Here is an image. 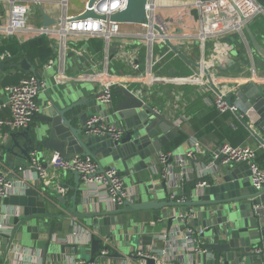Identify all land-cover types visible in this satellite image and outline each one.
<instances>
[{
	"label": "water",
	"instance_id": "1",
	"mask_svg": "<svg viewBox=\"0 0 264 264\" xmlns=\"http://www.w3.org/2000/svg\"><path fill=\"white\" fill-rule=\"evenodd\" d=\"M96 1L88 0L87 7H91ZM32 2L38 6V12L42 16V31L61 22L60 19H54L45 13L39 0ZM145 3L146 0H127L125 9L109 19L121 25L145 24ZM190 12L196 22L198 12L195 9ZM88 17L107 19L97 16L91 10L75 19L84 20ZM248 28L244 23L243 29L247 31L256 47ZM154 30L163 35L157 27H154ZM175 33L181 35L182 31L176 29ZM165 44L177 51L168 39H165ZM231 56H237L233 45L215 57L214 64L216 63L218 71L225 68L226 64H232ZM5 66L20 69L26 75L39 76L24 59L17 63H12L11 59L0 60V70ZM195 66L199 68L198 65ZM117 89L115 94L119 97L109 105V110L100 112L97 108L96 113L106 122L113 117L124 127V135L119 140L88 136L84 133V128L71 125L72 120H78L84 125L90 116L89 107L93 105V100L67 101L59 97L49 99L42 114L34 116L44 124V129L36 128L30 132V129L25 128L22 132L14 134L9 131L0 137V163L12 166L17 161L28 162L33 152L40 158L55 152L64 159L74 156L94 159L100 171L104 167L99 159L111 158L121 164L123 178L130 177L133 172L141 169L147 171L152 164V157L167 146L168 141L178 133L179 127L158 113L146 100L143 92L123 87ZM225 101L228 104L236 101L244 105L246 111L241 122L256 142L264 143V87L247 82L240 85L234 95L226 97ZM170 161L171 159L168 160ZM200 162L202 166L208 163ZM213 165L215 179L210 178V184L198 192L195 191L194 185L187 192L178 191L176 199H182V202L170 198L159 199L157 190L167 194L166 182L161 181V185H155L150 181H140L143 188L137 192V199L134 202L126 201L122 208L112 211L81 212L76 208L77 192L81 186L76 172L72 174L75 184L72 207L66 206L63 196L36 181L17 194L0 199V206L7 208L6 228L0 232L1 242L6 246L7 252L16 241L21 244L30 243L32 246L41 243L43 260L46 262L50 256H65L67 251L77 256L81 254V247L73 237L69 238L64 233L65 224L68 222L76 221L96 234L108 235L100 233V230L111 229L120 223L126 226L131 221L139 227L143 216H149L154 224L158 221L165 223L169 232L173 226L180 224V221L175 219L176 216L192 212L194 216L187 225L202 229L199 237L203 241L205 252L202 255L192 253L190 264H264L262 255L252 252L256 247L264 251V208L261 207L264 204V188L257 192L251 186L250 180H246L250 175L246 164L222 166L218 157ZM52 205H58L62 211L71 215H50L48 207ZM53 218L58 219L56 227H50L47 222ZM181 230H184L183 226ZM144 234L146 233H140V230L136 233L134 227L131 239L141 243L142 236H146ZM90 240V250L84 254L89 256V261L92 262L100 249V240L96 236ZM145 264L156 263L149 259Z\"/></svg>",
	"mask_w": 264,
	"mask_h": 264
},
{
	"label": "crops",
	"instance_id": "2",
	"mask_svg": "<svg viewBox=\"0 0 264 264\" xmlns=\"http://www.w3.org/2000/svg\"><path fill=\"white\" fill-rule=\"evenodd\" d=\"M23 2L31 3L30 0H21ZM40 1V0H39ZM66 1V15H76L80 13L85 4H82L80 8H73L71 13H68V0ZM51 2V1H50ZM48 0H41V6L45 3H50ZM62 0H54V3L58 4L61 13L57 10L50 9L44 12L53 17L54 19H62L64 10L61 4ZM247 5L248 2L246 1ZM35 4V3H34ZM178 4V9L181 7V3ZM8 4L0 2V13H4L8 9ZM187 21L185 18H183ZM258 20H253L248 23V29L250 30L256 47L253 45L251 38L247 31L243 29V37L239 35L235 44L230 40H223V44L233 45L236 57L231 56L232 64H226L225 68L221 71L217 70L215 66L210 68L209 74L214 76V83L216 86L224 88H236L242 85L243 81H252L254 74L252 68L255 70V78L259 76L264 77V24L260 25ZM264 21V20H263ZM264 23V22H263ZM27 25L30 28L41 29L42 16L37 12L30 18L28 16ZM197 24L188 22V24L181 25H169V29L173 32L176 29H181L182 34L174 33L172 38V45L176 48L177 52L168 53L164 59L159 60V55H162L161 50L154 47L153 61L156 62L155 66L151 70V76L157 79L175 78L179 81H170L165 83H155L151 81L149 76H146V63H145V47L143 41H139L131 34L143 33L141 27L134 25H125L120 28L121 36L116 37L111 41L108 51L105 50L104 42L98 38H74L70 37L59 40L57 37L51 35L46 36V49L50 55L46 62H41L39 58L24 52L26 43L33 38L39 37V35H29L26 33L14 34L13 37H6L0 34V60L11 59L12 63L24 59L29 66L34 68L35 72H38L39 77L45 81L44 90H40L37 96V104L39 112L37 115H41L43 109L48 105L49 99L63 98L67 101H76L78 99H91L93 105L89 107L90 116L96 113V109L99 108L100 112L109 110V107L105 105H99L94 100V91L100 86L96 80L93 79L95 73L107 72L111 75L119 76V83L122 86H113L112 101L118 98L119 95L115 94L117 88L123 87L133 90H139L143 92L144 97L150 104L161 113L165 118L167 117L171 122L179 127L178 133L167 143V146L159 153L168 152L172 153L174 158L176 156H183L187 152L194 154V158L187 160L188 175L181 184L179 193L181 191L187 192V190L194 184V180L197 175L203 170L205 166L211 167L208 175H205L207 179H215L214 172L212 170L216 156H218V148L223 142L230 143L233 147H239L242 145L257 146L259 142H256L252 136L248 133L243 123L235 114L230 112L219 114L213 101L215 98V92L212 89L207 88L205 85L200 86L196 82L185 80L189 76L199 73L196 66L197 62L202 58L205 60L210 59L213 48L215 47V41L207 39L203 47L196 37L197 31H195ZM224 39V38H223ZM229 41V42H228ZM65 43V50L63 54L61 52L60 44ZM124 43V48L119 50L118 45ZM117 44V45H116ZM222 45V44H221ZM112 46H114L112 48ZM223 46V45H222ZM220 46V48H222ZM80 50H85L86 54L81 55ZM119 50V51H118ZM133 52H137L139 55L140 69L138 71L132 70L130 65L125 63L127 55ZM9 55L4 56L3 55ZM222 58V57H221ZM52 61V65L49 69H43V66L49 61ZM216 64V63H215ZM217 71V72H216ZM108 74V77L110 75ZM25 72L20 69H11L8 66L2 67L0 70V104L6 100L5 92L3 88L8 85H15L19 79L27 77ZM122 77V78H121ZM143 77V78H142ZM146 77V78H144ZM264 87V86H263ZM238 105L240 111L245 113L244 105ZM1 115L8 118L10 116L9 110L4 107L1 110ZM245 115V114H244ZM243 115V116H244ZM103 118V117H102ZM244 118V117H243ZM108 123H115L118 126L124 127L113 117L107 120ZM71 125L76 128H84L81 122L78 120H72ZM44 124L40 122L36 117L33 118L28 129L33 132L36 128L44 129ZM23 130H16L12 132L14 134L22 132ZM9 131L0 129V137L6 135ZM19 140H21L19 138ZM157 153L151 159V165L147 171L139 170L133 172L130 177H124L123 181L126 187L131 191V202L137 199V192L143 188L140 183L152 182L155 185H161V166L157 163ZM174 158L169 163H174ZM103 167L115 166L122 175V167L119 162H114L111 158L101 157L99 159ZM205 163L204 166L200 162ZM256 161L260 169L264 171V149L256 150ZM24 161H17L15 165H4L0 163V168L4 169H16L17 166L24 165ZM202 164V165H201ZM204 168V169H203ZM177 171V169H176ZM14 182L17 177H10ZM248 180V176L246 177ZM63 184L68 193L64 196L65 204L68 207H72V197L75 194L74 176L72 174L57 175L55 182ZM141 181V182H140ZM249 181V180H248ZM167 187V186H166ZM167 194H163L162 190H157V194L160 200H167L170 198L169 189L166 188ZM91 190L86 189L82 184L77 192V199L75 201L76 208L81 212L88 211H112L114 208H110L107 203L99 201L95 196H91ZM92 197V198H91ZM92 199L94 202L91 204L89 201ZM145 200V199H144ZM0 221L2 212L6 211V207L0 206ZM120 209V208H119ZM48 213L50 215H68L71 214L67 211H62L58 205H52L48 207ZM127 221L128 216L126 217ZM48 224L50 227H56L58 219H49ZM83 225L79 222H68L65 224L64 233L67 237L72 238V230L76 233H80V229ZM134 227L136 233L140 230V233H146L142 236L141 243L131 239ZM181 228L182 224L173 226L169 232L166 230V224H162L160 221L153 223L149 216L142 218V223L139 227L136 226L134 221L128 222L126 226L120 223L118 226H114L111 229L103 228L100 230L102 234H108L111 241V247L109 249V255L105 260V264H134V260L131 259L132 252L136 250H153L159 255L166 256L167 261L173 264H190L192 255L185 253L181 247ZM161 236H166L168 239L164 242ZM151 236V238H150ZM75 242L81 247L83 252L90 250L91 240L82 238H73ZM97 253L94 255L96 257ZM86 256V258H84ZM73 255L67 251L65 256H50L43 260L42 244H33L15 242L9 252L6 251V246L0 239V264H65L70 258L83 259L89 261V256L85 255ZM132 262V263H131Z\"/></svg>",
	"mask_w": 264,
	"mask_h": 264
},
{
	"label": "built area",
	"instance_id": "3",
	"mask_svg": "<svg viewBox=\"0 0 264 264\" xmlns=\"http://www.w3.org/2000/svg\"><path fill=\"white\" fill-rule=\"evenodd\" d=\"M32 1V0H31ZM164 0H146L145 13L146 22L141 25H134L141 27L143 33L131 34L130 36L136 37L139 41H143L145 47V63H146V76L151 78L152 82L165 83L170 81H179L175 78L157 79L151 76V70L155 66L156 62L153 61L154 47L161 50L162 55H159V60L164 59L168 53H176L171 47L165 44V39H168L172 43L175 30L170 31L169 25L188 24L193 22L197 24L195 31H197L196 37L203 47L204 42L207 39L215 41V47L212 51L210 59L205 60L202 58L197 62L199 68L198 75L194 74L188 78H184L188 81L196 82L198 85H205L207 88L212 89L215 92V98L213 104L216 111L219 114L230 112L235 114L239 120L243 119L244 112L232 102L228 104L225 98L229 95H234L236 89L239 86L236 84V88H224L216 86L214 83V76L209 74V69L215 67L214 59L221 55L227 49H230L231 45L223 44V40L227 36L236 34L243 37V24H247L253 20H256L260 16L264 18V8H262L255 0H165L164 6L161 8L158 6V2ZM248 2V5L246 3ZM0 2L8 4V9L3 13H0V34L6 37H13L14 34L26 33L29 35L35 34L39 36H55L59 40L74 38H98L104 42L106 52L109 49L111 41L116 37L122 35L120 28L123 26L109 19L110 16L115 15L125 9L127 0H97L91 7H87L85 4L83 10L76 15H66V1L61 2L63 6L64 16L61 22L57 25L51 26L46 31L41 29L30 28L27 25L28 12L30 6L21 0H0ZM181 3L180 9L178 4ZM195 9L198 12V20L195 22L191 15V10ZM91 10L94 14L100 17H106L107 19L92 18L78 20L75 19L78 16H82L85 12ZM162 10L163 13L160 12ZM185 18L187 21H185ZM130 25V24H126ZM157 27L163 32L161 36L158 31L154 30ZM264 37V36H263ZM224 38V39H223ZM223 46H222V45ZM117 45V44H116ZM124 43L118 45L119 50L124 48ZM222 46V48H220ZM61 52L63 54L65 43L60 44ZM176 49V48H175ZM118 50V51H119ZM80 54H86L85 50H80ZM8 56L9 55H3ZM139 55L137 52H133L127 55L125 63L129 64L132 70L138 71L140 65L138 63ZM52 65V61L49 60L43 69H49ZM206 70V71H205ZM218 70V69H217ZM217 72V71H216ZM254 78L252 81L244 80L242 85L251 82L256 85L264 86V77L259 76L255 78V70L252 68ZM107 72H96L93 77L100 86L94 91V100L99 105H105L109 107L112 103L113 86H122L118 84L119 76L110 75L108 77ZM122 78V77H121ZM143 78V77H142ZM146 78V77H144ZM45 81L39 76L33 74L27 77L19 79L15 85H8L3 88L6 95L4 103L0 104V129H4L10 132L16 130H23L28 128L31 124L35 114L39 112L37 104V96L40 90H44ZM6 107L9 110L10 116L8 118L1 115V110ZM84 133L88 136L104 137L108 140L117 141L124 135V129L115 123H108L98 114L89 116L84 125ZM264 149V143H259L257 146L242 145L239 147H233L230 143L223 142L218 148V156L222 166L232 164H246L250 175L248 179L251 182V186L257 192L264 188V171L260 169L256 161V150ZM174 158L172 153L168 152L159 153L157 157V163L161 166V179L166 182V186L169 189L170 199H176L177 192L180 190L183 180L188 175V162L190 158H194V154L187 152L183 156H176L174 163H169L168 160ZM205 170L201 171L195 178L194 187L198 192L204 189L210 184L209 179L205 177L208 175L211 167L205 166ZM214 167V165H213ZM212 167V169H213ZM177 169V171H176ZM204 169V168H203ZM78 173L80 183L86 188L91 190V196H95L99 201L107 203L110 208L119 209L122 208L126 201L130 202L132 193L126 187L123 176L119 170L111 165L103 168L102 171L94 159L89 157L74 156L71 159H64L57 153L45 154L43 157H39L36 152L30 154V159L22 166H17L16 169L0 168V199L17 194L23 188L30 186L29 184L41 182L45 187L49 188L52 192L58 195L65 196L68 193V189L61 183L55 182L57 175ZM10 177H17L16 181H12ZM91 197V198H92ZM182 202V199H176ZM91 204L94 202L92 199L89 201ZM264 208V204L262 206ZM192 212L176 216L175 219L180 221L184 230L180 233L181 247L185 253L202 255L204 254L203 241L199 237L202 233L201 228H192L187 225L193 217ZM6 212H2L0 221V232L6 228ZM72 237L82 238L90 240L91 237L96 236L100 240V249L97 252L94 261H87L79 258L72 259L65 264H105V260L109 255V249L111 247V241L109 235H99L92 230L82 226L80 233L71 232ZM165 242L168 238L161 236ZM253 253L262 255L264 258V251L261 248H254ZM131 259L134 260V264H145L146 260L153 259L156 264H173L167 261V257L155 253L153 250H136L132 252ZM132 263V262H131Z\"/></svg>",
	"mask_w": 264,
	"mask_h": 264
},
{
	"label": "trees",
	"instance_id": "4",
	"mask_svg": "<svg viewBox=\"0 0 264 264\" xmlns=\"http://www.w3.org/2000/svg\"><path fill=\"white\" fill-rule=\"evenodd\" d=\"M262 8H264V0H255ZM230 40V42L234 43L237 40V36L234 37L229 36L225 38V40ZM46 36H39L37 38H33L31 41L25 44L27 48H24V52L31 54L40 59L41 62H46L48 56L50 55L49 51L46 49ZM229 42V41H228ZM235 44V43H234Z\"/></svg>",
	"mask_w": 264,
	"mask_h": 264
},
{
	"label": "rangeland",
	"instance_id": "5",
	"mask_svg": "<svg viewBox=\"0 0 264 264\" xmlns=\"http://www.w3.org/2000/svg\"><path fill=\"white\" fill-rule=\"evenodd\" d=\"M87 1L88 0H68V2H69L68 8H67L68 13H71L72 7L74 9L75 8H80L82 6V4L87 3ZM48 2H50V3H46V4L44 3L43 6H42V8L44 7V9L46 11H48L50 9H53V10L59 11L60 13L62 12L61 11L62 8L60 9L59 5L54 3V0H48ZM25 3H27V2H25ZM164 3H166L165 0L163 2L159 1L158 2V6L162 8L164 6ZM27 4L30 6V11L28 12V16L31 18L32 15H35L38 12V6L36 4H34V2H32V1H31V3H27ZM160 12L163 13L162 10H160ZM257 20H258L257 22H259L260 25L264 24L263 23L264 22L263 21L264 20L263 16H260L259 18H257ZM123 26H125V25H123ZM136 27H138V26H136ZM80 256H84V252L83 251L81 252ZM84 258H86V256H84Z\"/></svg>",
	"mask_w": 264,
	"mask_h": 264
}]
</instances>
